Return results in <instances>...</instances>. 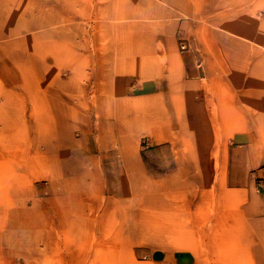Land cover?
Returning <instances> with one entry per match:
<instances>
[{"label":"rangeland","instance_id":"obj_1","mask_svg":"<svg viewBox=\"0 0 264 264\" xmlns=\"http://www.w3.org/2000/svg\"><path fill=\"white\" fill-rule=\"evenodd\" d=\"M0 264H264V0H0Z\"/></svg>","mask_w":264,"mask_h":264},{"label":"crops","instance_id":"obj_2","mask_svg":"<svg viewBox=\"0 0 264 264\" xmlns=\"http://www.w3.org/2000/svg\"><path fill=\"white\" fill-rule=\"evenodd\" d=\"M154 262H159V261L156 260V261H154Z\"/></svg>","mask_w":264,"mask_h":264}]
</instances>
